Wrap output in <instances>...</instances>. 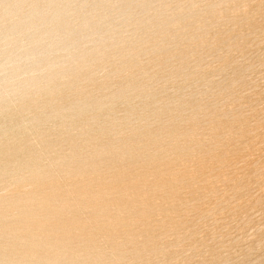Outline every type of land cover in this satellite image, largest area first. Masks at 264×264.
Returning <instances> with one entry per match:
<instances>
[{
	"label": "rangeland",
	"instance_id": "rangeland-1",
	"mask_svg": "<svg viewBox=\"0 0 264 264\" xmlns=\"http://www.w3.org/2000/svg\"><path fill=\"white\" fill-rule=\"evenodd\" d=\"M0 264H264V0H0Z\"/></svg>",
	"mask_w": 264,
	"mask_h": 264
},
{
	"label": "bare ground",
	"instance_id": "bare-ground-1",
	"mask_svg": "<svg viewBox=\"0 0 264 264\" xmlns=\"http://www.w3.org/2000/svg\"><path fill=\"white\" fill-rule=\"evenodd\" d=\"M88 3V2H87ZM142 5V4H141ZM121 12V11H120Z\"/></svg>",
	"mask_w": 264,
	"mask_h": 264
}]
</instances>
